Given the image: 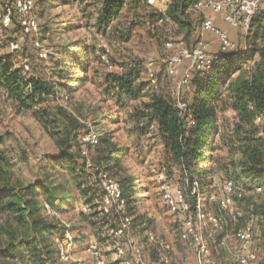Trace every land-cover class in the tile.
I'll use <instances>...</instances> for the list:
<instances>
[{
  "label": "rangeland",
  "instance_id": "obj_1",
  "mask_svg": "<svg viewBox=\"0 0 264 264\" xmlns=\"http://www.w3.org/2000/svg\"><path fill=\"white\" fill-rule=\"evenodd\" d=\"M35 1L34 15L41 28L40 40L45 48L49 49L47 59L39 58L38 50L33 45L34 38L23 33L17 20L16 26L5 27L0 18V56L13 57L18 66L24 62L29 63L30 70L27 71V75L47 81L50 86L55 87L56 91V95L51 97V101L41 105L40 114L37 116L33 110L16 112L12 101L7 97L6 89L0 86V134L4 135L1 147L6 150L12 160L13 179L20 180L22 184H30L38 181L46 171H54V175L51 177L54 181L53 184L66 183L71 188V202L70 204L66 203L67 205L63 207L64 210L55 209L47 201L44 204L45 209L46 203L52 207V212H47L48 216L56 218L60 228H67L65 235L55 232L52 236L56 243V249L60 242L69 241L68 237L70 236L76 245L74 247L75 258L81 260L82 264H95V260L85 248L90 240L78 245L75 237L81 239L83 236H90L96 232L92 237H95V241L100 243L107 264H127V260L131 256L129 245L127 246L123 240L118 242V238L116 239L111 231L119 218L116 216L111 221H107L101 213L99 216H93L92 203H87L80 197L69 171L59 166L56 169L52 167V160L62 152L63 146L53 136L52 131L55 126H47L45 124L46 115L41 114L44 109H51V117L58 118L57 112L61 107L82 125L79 131L85 132L81 136L83 150L80 161L84 158L86 162L89 158L91 164L86 162V173H80V181H83L85 176L92 180V184L96 188L93 201L95 200L96 203L101 195V191L95 183L97 175L93 173L97 168V163L92 159L95 155L94 147L98 142L88 143L83 137L89 133L100 136L106 132H112L113 141L118 146L128 149L115 177L118 179L125 176L133 178V181L128 179L126 185L132 187L131 183L137 184L135 190L140 192L135 194L136 206L133 208L135 215L131 217L133 218L132 232L136 235L142 255L146 259L156 258L162 264H194L193 245L180 238L185 219L184 214L172 212L161 196L160 185L164 179L176 186H182L180 172L174 166L170 170L166 167L164 146L156 127L150 126L144 129L145 121L138 122L133 118L135 111L149 99L148 97L138 100L124 98L125 100L121 101L116 93L107 92L105 84L107 74L114 71L123 72L130 65L136 63L144 71L143 79L147 83V90L163 92L175 100L179 75L184 68L190 65V62H186L188 58H182L179 73L176 76L168 75L164 69V62L172 52L166 49V42L169 40L178 41L176 39L178 37L183 39V33L177 30L170 21L159 23L153 19L150 23L147 11L156 7L143 1L130 2L121 16L112 23L111 27L107 28L98 25L99 14L96 11L93 12L92 5L86 7L76 1L71 4L55 0ZM9 2L11 0H0V15ZM194 17L192 14L193 27L197 28L200 25V20L193 19ZM194 28L184 38V45L189 49L194 48L193 45L198 38ZM14 39L20 43V48L13 51L9 42ZM210 41L213 43V49L217 48L218 42L213 39ZM80 46L81 48H79ZM85 48L89 49L88 63L87 65L78 64L77 58L85 55L83 51ZM151 58L156 60L155 68L160 73V80L156 86L150 84L144 68ZM107 59H109V63L106 62ZM245 64L244 67H247L248 65ZM83 68H87L86 80L81 79L84 75ZM237 75L238 72L234 76ZM183 97L188 99L190 93L185 92ZM231 111L229 107L225 109V114L220 115L221 122L230 120L229 117L232 115H229L228 112ZM59 117L62 116L59 115ZM68 120L69 118L66 117V121ZM116 120L118 122H115ZM64 122L65 120L63 122L59 120V125L62 126ZM68 123L72 128L71 122ZM62 136L65 134L63 133ZM73 141V149L76 150L78 142L75 139ZM161 174H164L165 178H161ZM242 185L244 186L243 183ZM195 191L198 193V189ZM219 191L220 188H215L212 192ZM209 196L208 194L202 195L208 211L220 213L219 205L216 201L210 200ZM247 198L248 196L243 202L236 201L234 206L236 211L249 210ZM86 206L88 211L85 210ZM225 215L228 221L229 246H218L216 239L217 241L220 239L217 234L221 235L222 232L217 233L212 228H210L209 240L214 255L221 258L220 262L230 264L234 260L233 251L236 247L235 228L250 220L251 213L248 211V214L246 212L243 214L245 220L240 219L243 215H237L236 219H232V222H229L230 218H228L232 214ZM93 223H98L100 226L98 233L94 230ZM231 228H234L233 231ZM148 231L153 232L157 242L149 239ZM89 236L88 239L92 238ZM101 239L104 240V243L100 241ZM118 245H123L125 250V256L120 258L115 256ZM166 260L169 261L166 262ZM50 263L78 264L77 261L64 263L60 260L59 255L58 259Z\"/></svg>",
  "mask_w": 264,
  "mask_h": 264
},
{
  "label": "trees",
  "instance_id": "obj_2",
  "mask_svg": "<svg viewBox=\"0 0 264 264\" xmlns=\"http://www.w3.org/2000/svg\"><path fill=\"white\" fill-rule=\"evenodd\" d=\"M55 1L64 4L76 1L86 7L92 5L93 12L99 14L97 23L103 28L111 27L130 2L147 3V0ZM194 1L196 0H172L165 13L156 8L151 9L147 11L149 22L151 23L153 19L158 22L161 17H165L164 22L173 21L180 32L187 31L189 34L194 28L192 21ZM16 20L19 25L17 13L9 27L16 26ZM249 36L253 46L245 56L222 57L209 75L194 77L193 90L187 99L189 114L195 119L193 126H188L180 116L174 106L175 100L170 95L147 90V83L143 79L144 71L136 63L123 72L114 71L107 74L105 84L107 92L116 93L121 101L125 100L124 98L138 100L148 97L149 100L143 102L141 108L135 111L133 118L138 122L145 121L144 129L156 127L164 146L166 167L169 170L173 166L178 169L181 175L180 183L186 188L193 205L195 197L192 196V191L195 188L201 190L205 196L215 188L221 190L228 177H233L244 184L245 196L236 200L243 202L248 196V211L260 220L258 224L262 240L259 244L263 246V250L258 264H264V125L256 123V117L264 114L263 9L254 17ZM83 51L85 55L78 57L77 61L78 64L87 65L89 49L85 48ZM255 56L256 62L248 66L249 68L244 67L247 58ZM82 72L84 75L81 79L86 80L87 68H83ZM237 72L238 75L234 76ZM0 86L6 89L7 97L12 101L16 112L33 110L37 116L40 114L41 105L51 101V97L56 95L55 87L43 79L27 75V71L18 66L9 55L0 56ZM225 107L236 112L234 121L221 122L220 113L225 111ZM41 115H46L47 126H55L53 136L63 146L62 152L52 160V167L56 169L59 166L69 171L80 197L87 203H92V215L99 216L100 211L95 200L93 201L96 188L92 180L85 176L83 181H80V173H86L85 159L80 161L83 150L81 136L85 133L79 131L82 125L61 107L57 112L58 118L51 117V109H44ZM66 117L69 118L68 121ZM59 120L62 122L65 120L62 126L59 125ZM63 133L65 136H62ZM112 134L106 132L98 135L99 140L94 147L95 155L92 159L97 163V168L115 177L128 149L118 146L113 141ZM3 138L4 135L0 134V264L53 262L58 259V249L52 236L55 232L65 235L67 228H60L57 219L48 216L44 204L47 201L55 209L64 210L66 203L71 202V188L66 183L53 184L51 177L54 171H46L38 181L30 184H22L20 180L13 179L12 160L1 147ZM73 139L78 142L76 150L73 149ZM223 147L227 148L224 155L219 152ZM220 172L222 175L219 176L218 185L215 182V175ZM128 179L133 181V178L126 176L118 180L127 199L128 212L130 216H134L135 194L140 192L135 190L137 184L131 183L132 187L126 185ZM257 187H261V190L257 191ZM56 202L58 203L55 204ZM93 225L98 233L100 226L98 223ZM88 236L81 239L75 237L76 244L87 242L90 240ZM101 242L104 243V240L101 239Z\"/></svg>",
  "mask_w": 264,
  "mask_h": 264
},
{
  "label": "built area",
  "instance_id": "obj_3",
  "mask_svg": "<svg viewBox=\"0 0 264 264\" xmlns=\"http://www.w3.org/2000/svg\"><path fill=\"white\" fill-rule=\"evenodd\" d=\"M147 3L156 7L162 13H165L169 6L164 0H147ZM35 9V0H11L5 5L0 18L2 24L5 27H9L14 15L17 13L23 33L34 38L33 45L38 50L39 58L44 60L49 56V49L45 48L41 43V28L34 15ZM261 9L264 10V0H196L192 5V10H202L207 13L203 19L202 28L215 35L219 43V50L217 52L210 51V42L204 39L201 34L198 35L193 49L185 47L183 41L169 40L166 42V49L172 52L164 62V69L168 75L176 76L179 73L182 58H188L190 62V65L184 68L179 75L176 87L177 97L174 101L175 108L188 126H193L195 119L189 114V102L183 97V94L192 92L194 77L196 75L202 77L209 75L222 57L245 56L247 54L246 48H242L237 41L230 38L225 30L217 26L215 16L220 15L232 26L241 28L247 38L250 34L254 17ZM164 19L165 17H161L158 22L162 23ZM9 46L13 51L18 50L20 43L17 40H12L9 42ZM249 60L252 64L256 61L251 58H248ZM106 61L108 62V59ZM155 64L156 60L151 58L144 66L148 80L154 86L158 84L160 79V73L155 68ZM21 67L24 71L30 70V64L27 62H24ZM256 121L259 125H264V114L258 115ZM83 138L88 143L95 144L98 142V136L95 133H89ZM86 162L91 164L89 158H87ZM93 173L97 175L95 183L101 191V195L96 201L100 213L104 215L107 221H111L116 216L119 218L116 226L111 231L114 233L115 238H118V242L123 240L124 243H127V246L129 245L128 249L131 251V256L127 260V264H162L156 258L146 259L142 255L136 235L132 232V217L128 214L127 199L123 194L121 182L99 168H96ZM160 177L165 178V175L161 174ZM196 186H198V182H196ZM160 189L162 199L169 209L174 213L184 214L185 219L180 238L193 245L195 252L194 264H222L220 262L221 258L214 255L210 246V228L217 233L219 231L222 232L221 235L217 234L220 239L219 241L216 239L218 246H229L228 233H224L228 228L225 214H238L234 206L236 199H243L245 196V189L242 183L233 177H228L219 192H211L209 194L210 200L216 201L219 205L220 213H210L208 211L202 198L203 193L199 189L198 193H196L195 189L197 188L192 191V196L195 197L194 205L184 186H176L169 180L164 179ZM256 189L260 191L261 187ZM46 209L49 213L52 212V207L48 203H46ZM85 210L88 211L87 206ZM148 235L151 241L157 242L153 232L148 231ZM68 238L69 241L59 243L58 255L60 260L64 263L77 261L78 264H82L81 260L75 258V243H73L70 236ZM234 240L236 241V247L233 251L234 260L230 264L259 263L262 251L259 244L261 243V237H258L256 223L252 218L236 229ZM99 244L95 240H90L85 245V248L90 252L95 264H107L102 247ZM115 256L119 258L125 256L123 245L116 247ZM168 261L166 260V262ZM44 264L51 263L46 261Z\"/></svg>",
  "mask_w": 264,
  "mask_h": 264
},
{
  "label": "crops",
  "instance_id": "obj_4",
  "mask_svg": "<svg viewBox=\"0 0 264 264\" xmlns=\"http://www.w3.org/2000/svg\"><path fill=\"white\" fill-rule=\"evenodd\" d=\"M165 2H167L168 4H170L171 3V1L172 0H164ZM192 14L195 16L193 19H198V20H200V25L197 27V28H194L195 29V31H196V33L198 34V35H202V37L204 38V39H206L207 41H209L210 42V47H209V49L210 50H215V51H213V52H217L218 50H219V43L218 44H216L217 45V48H214L213 49V47H212V41H210V40H214V41H217V39H216V37H215V35L212 33V32H210V31H206V30H203V28H202V22H203V19H204V17L206 16V12L205 11H202V10H199V11H194V10H192ZM171 22V21H170ZM215 22H216V24H217V26H219L221 29H223V30H225L228 34H229V36H230V38L232 39V40H234V41H237L239 44H240V46L242 47V48H246L247 49V53L248 52H250V49H251V47H252V44H251V40H250V36L248 35L247 36V38L244 36V33H243V31L241 30V28H239V27H234V26H232L231 24H229L227 21H225L224 19H223V17L222 16H220V15H217V16H215ZM171 24L175 27V28H177V30H178V27H177V25L172 21L171 22ZM181 33H183L182 34V36H183V39H182V37H178V38H176L178 41H183V43L185 44V42H184V38H186L187 37V35H188V33H187V31H185V32H181ZM194 46V45H193ZM248 58H251V59H255V60H257V57L255 56V57H248ZM248 58H247V62H246V64L245 65H248V66H250V65H253L251 62H250V60L248 61ZM186 62H189V60L187 59V61ZM256 62V61H255ZM247 66V67H248ZM232 111L231 112H228V114L230 115H232L231 117H229L230 118V122H232V121H234V119H235V116H236V112L233 110V109H231ZM223 114H225V112H223V113H220V115H223ZM256 123H257V121H256ZM258 124V123H257ZM222 155H224V154H226L227 153V148L226 147H223L220 151H219ZM220 175H222V173L220 172V173H217L216 175H215V182L219 185L220 184V178H219V176ZM248 213V211L246 210V211H243V210H241V211H238V214L237 215H240V216H242L244 213ZM237 215H231V217L229 216L228 218H230L229 219V222H232V219L234 218V219H236V217H237ZM245 215H243V217H240V219H242V220H244V217ZM250 218H252L253 220H254V222L256 223V227H257V231H258V237H261V230H260V224H258L259 222H260V220H259V218L258 217H254L253 215H250ZM235 221V220H234ZM231 227V226H230ZM229 227V228H230ZM233 229L234 228H231V230L233 231ZM236 229L237 228H235V231H236ZM226 232L228 233L229 232V229L227 228L226 229ZM90 240H95V237H92V238H89ZM261 240H262V238H261ZM97 241V240H96ZM101 241V240H100ZM263 243H264V241H263Z\"/></svg>",
  "mask_w": 264,
  "mask_h": 264
}]
</instances>
